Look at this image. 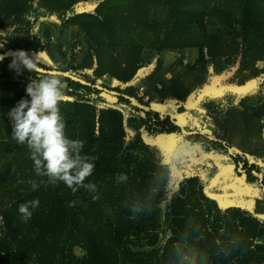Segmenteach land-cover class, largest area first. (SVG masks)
Returning <instances> with one entry per match:
<instances>
[{"label": "trees", "instance_id": "16d2710c", "mask_svg": "<svg viewBox=\"0 0 264 264\" xmlns=\"http://www.w3.org/2000/svg\"><path fill=\"white\" fill-rule=\"evenodd\" d=\"M9 28L0 55L24 50L90 84L17 74L12 53L0 59V264H264V0H0V32ZM190 51L197 58L184 64ZM166 53L181 55L171 68ZM229 67L236 91L225 76L213 81ZM51 76L66 86V136L97 157L84 181L95 192L31 187L47 177L13 139L8 111L30 99L32 79ZM171 136L206 161L226 158L223 196L241 203L219 199V169L175 172L161 147ZM37 198L25 222L19 205Z\"/></svg>", "mask_w": 264, "mask_h": 264}, {"label": "clouds", "instance_id": "9594fccd", "mask_svg": "<svg viewBox=\"0 0 264 264\" xmlns=\"http://www.w3.org/2000/svg\"><path fill=\"white\" fill-rule=\"evenodd\" d=\"M11 28L0 32L5 39L0 43L4 48L8 43L7 35ZM2 59V57H0ZM17 74L23 70L31 72L34 68L31 56L24 50L12 53V62L9 65ZM65 84L58 77H44L32 79L26 87V94L30 99L22 98L8 111L12 125V136L18 144H27L30 149V158L34 162L37 176L47 177V180L33 181L31 187L37 189L40 184L63 182L75 193L80 187L95 192L94 183H84L86 177L94 170L93 161L97 157L82 154L84 141L69 139L65 134V121L60 112V103L64 99ZM120 181L126 180L123 173L118 174ZM93 200L98 196H93ZM75 201L71 202L72 206ZM40 205L39 199H33L19 205V213L27 222L34 210ZM134 219V218H133Z\"/></svg>", "mask_w": 264, "mask_h": 264}, {"label": "rangeland", "instance_id": "374dc122", "mask_svg": "<svg viewBox=\"0 0 264 264\" xmlns=\"http://www.w3.org/2000/svg\"><path fill=\"white\" fill-rule=\"evenodd\" d=\"M73 33H77V29H72ZM55 43L57 42V38L55 39ZM164 61H165V68H171L176 64L178 59L181 57V55L176 53H166L164 54ZM39 60L50 63L49 58L47 55L38 56ZM197 58V52L196 51H190L186 54V59L184 64L187 62H193ZM262 65V64H261ZM171 77V75H169ZM225 76V77H224ZM224 77L225 81L230 85L229 91H236L237 86L240 84L241 75L237 71H235L234 68H227L224 70L223 73L220 75H216L213 77V81L217 83V81ZM215 83V84H216ZM136 86L139 87V95L143 96L145 93L146 87L143 81L137 82ZM214 87V85H212ZM210 87V91L208 90V93L211 94L210 97H215L216 95H224V92L222 93H214L215 91H219L218 88H214L213 92H211L212 88ZM242 88V90L247 89V87H240L239 90ZM241 91V90H240ZM245 93V91H241ZM202 98V96H200ZM191 107L192 109H197V102L194 105H185L186 113H184L182 116L183 121H185L186 118H189L191 115ZM161 147L165 151V155L167 163H169L174 171L179 172L180 174L184 172H200L205 169H203L202 166H209L211 168H215L216 170H220V177H217L214 181H212V185L216 186L219 191V199L224 204H240V199L237 198H226L223 196V192L227 190V187L224 184H221L222 179H224L227 174H229L230 170H232L233 166L226 164L224 157L220 156H214L212 155L211 161H206V155L199 150H192L188 149L185 145L181 143V139L177 138V136H171V137H161ZM158 152V150H156ZM226 180H224L225 182Z\"/></svg>", "mask_w": 264, "mask_h": 264}, {"label": "water", "instance_id": "95a60500", "mask_svg": "<svg viewBox=\"0 0 264 264\" xmlns=\"http://www.w3.org/2000/svg\"><path fill=\"white\" fill-rule=\"evenodd\" d=\"M11 53H14V51H8L6 54L0 55V57H9ZM33 64H34V63H33ZM33 69H35V70H37V71H39V72H44V73L57 74V75H64V76L70 77V78H72V79H74V80L81 81V82H83L84 84H90V83H88V82H86V81H84V80H81L80 78H78V77H76V76H74V75H71V74H69V73L62 72V71H51V70H45V69H43V68H40V67H39L38 65H36V64H34V68H33ZM97 87H99V88L102 89L101 86H97ZM113 94H115V95H120L119 92H115V91H113ZM125 97H126V96H125ZM133 104H134V105H138V104H136L135 102H133ZM143 109H147V107H143ZM178 124H179V123H178ZM230 151H231V149H230ZM259 164H261V163H259Z\"/></svg>", "mask_w": 264, "mask_h": 264}, {"label": "built area", "instance_id": "2783aa9c", "mask_svg": "<svg viewBox=\"0 0 264 264\" xmlns=\"http://www.w3.org/2000/svg\"><path fill=\"white\" fill-rule=\"evenodd\" d=\"M205 55H206V57H207V51H205Z\"/></svg>", "mask_w": 264, "mask_h": 264}]
</instances>
